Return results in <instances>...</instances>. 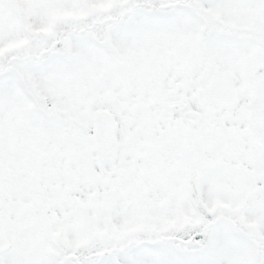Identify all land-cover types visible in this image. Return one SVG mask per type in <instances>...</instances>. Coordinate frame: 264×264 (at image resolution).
<instances>
[{
    "label": "snow or ice",
    "instance_id": "1",
    "mask_svg": "<svg viewBox=\"0 0 264 264\" xmlns=\"http://www.w3.org/2000/svg\"><path fill=\"white\" fill-rule=\"evenodd\" d=\"M0 264H264V0H0Z\"/></svg>",
    "mask_w": 264,
    "mask_h": 264
}]
</instances>
